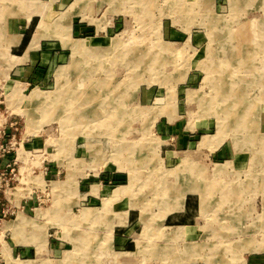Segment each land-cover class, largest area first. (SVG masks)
Listing matches in <instances>:
<instances>
[{"label":"rangeland","instance_id":"374dc122","mask_svg":"<svg viewBox=\"0 0 264 264\" xmlns=\"http://www.w3.org/2000/svg\"><path fill=\"white\" fill-rule=\"evenodd\" d=\"M0 94L36 128L0 264H264V0H0Z\"/></svg>","mask_w":264,"mask_h":264},{"label":"built area","instance_id":"2783aa9c","mask_svg":"<svg viewBox=\"0 0 264 264\" xmlns=\"http://www.w3.org/2000/svg\"><path fill=\"white\" fill-rule=\"evenodd\" d=\"M6 101L0 94V230L7 222L18 219L23 202L28 200L22 198L17 205V201L8 196L21 184L20 154H23L26 139L22 136L24 127L20 116L9 113Z\"/></svg>","mask_w":264,"mask_h":264},{"label":"bare ground","instance_id":"6f19581e","mask_svg":"<svg viewBox=\"0 0 264 264\" xmlns=\"http://www.w3.org/2000/svg\"><path fill=\"white\" fill-rule=\"evenodd\" d=\"M34 5V4H33ZM38 10H36L37 12H41V15L43 16L44 15V12H45V10H46V8H45V6L44 7H36ZM38 15V14H37ZM41 16V17H42ZM43 17H45V16H43ZM45 25H46V23H45V21L44 20H42L41 21V28L43 29L44 27H45ZM40 29V28H39ZM42 33V32H41ZM39 34V33H38ZM89 42V41H88ZM74 50L77 52V51H83V52H86V51H88V50H90V47H89V44L87 43V41L86 40H80V41H78V42H76L74 45ZM92 50V49H91ZM78 53V52H77ZM34 96V95H33ZM32 96V97H33ZM37 98H41L39 95L37 96ZM45 100H44V102H49V105L48 106H52L53 105V102H54V98H52L51 99V97L47 100L46 98H44ZM16 99H15V97H14V95L13 94H10L9 96H8V106L9 107H11V108H13V110L15 111V112H17L19 115H22V116H25L26 117V123H27V125H28V128H30V130H29V133L31 132V133H33V132H35V129L34 128H32V126H31V124H33L32 122H31V120H30V118H29V114L28 113H26L25 111H23V109H22V107H21V105L20 104H18L16 101H15ZM35 100V99H34ZM41 101V100H40ZM69 113L71 114L70 115V117H76V118H78L77 117V115H79V116H81V114H87V112L86 111H82L81 109H72L71 111H69ZM205 141V139L203 140V142ZM25 183H29V178L27 177V176H24V178L22 179ZM34 183L36 184V185H39V184H43V182L38 178V177H36V179H35V181H34ZM55 186H57V184H55ZM56 188V187H55ZM18 189V188H17ZM16 189V190H17ZM12 194H18L17 192H12ZM6 228H8V227H6ZM13 230H16V229H13ZM0 239H2L1 238V236H0Z\"/></svg>","mask_w":264,"mask_h":264},{"label":"crops","instance_id":"0c3cea01","mask_svg":"<svg viewBox=\"0 0 264 264\" xmlns=\"http://www.w3.org/2000/svg\"><path fill=\"white\" fill-rule=\"evenodd\" d=\"M37 15V14H36ZM39 16V15H38ZM38 47V46H37ZM36 47V48H37ZM30 48L32 49V44L30 45ZM35 48V49H36ZM31 49H27V53L29 52V51H32ZM34 49V48H33ZM42 53L41 52H39V50L37 49L36 51H35V55H36V57L39 59V57H40V55H41ZM24 70H25V68H23ZM22 167V166H21ZM60 173H61V170H60V166L59 165H55V164H53L52 165V167H51V169H47L46 171H45V173H44V175L46 176V178H48V177H50V176H54V175H56V174H59L60 175ZM24 176H27V175H24ZM195 195H197V196H199L198 194H186V199H185V202H184V204H183V206H182V209H181V211L180 212H177V213H174V214H172V215H170V217L171 216H174V215H180V217H184V215H186V214H189V213H192L191 211L192 210H195V213L198 211V210H196L198 207H196L195 205H194V203L192 202V200L191 199H193V197L195 196ZM33 203L34 202H32L31 200H27V201H24L23 202V206H24V208H25V210L26 209H28V210H30L31 208H32V205H33ZM199 209H201V207L199 206ZM19 218V217H18ZM7 223H10V222H7ZM181 226H186V225H180V226H178V227H181ZM188 227H191V228H194V227H196L195 225H187ZM193 231H195V230H193ZM191 232L190 233V236H192V235H194V233L195 232Z\"/></svg>","mask_w":264,"mask_h":264}]
</instances>
